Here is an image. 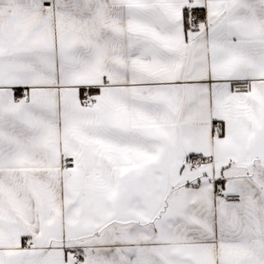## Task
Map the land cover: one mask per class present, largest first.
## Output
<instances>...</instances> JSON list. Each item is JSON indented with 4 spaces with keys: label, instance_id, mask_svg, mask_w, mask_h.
Masks as SVG:
<instances>
[{
    "label": "snow or ice",
    "instance_id": "obj_1",
    "mask_svg": "<svg viewBox=\"0 0 264 264\" xmlns=\"http://www.w3.org/2000/svg\"><path fill=\"white\" fill-rule=\"evenodd\" d=\"M0 264H264V0H0Z\"/></svg>",
    "mask_w": 264,
    "mask_h": 264
}]
</instances>
